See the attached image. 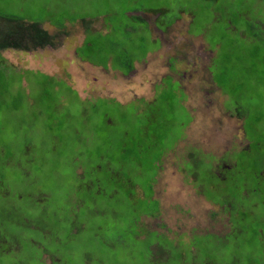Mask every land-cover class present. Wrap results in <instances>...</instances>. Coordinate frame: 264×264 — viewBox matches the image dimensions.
Returning <instances> with one entry per match:
<instances>
[{"label": "rangeland", "instance_id": "obj_1", "mask_svg": "<svg viewBox=\"0 0 264 264\" xmlns=\"http://www.w3.org/2000/svg\"><path fill=\"white\" fill-rule=\"evenodd\" d=\"M0 17L54 35L0 51V264H147L165 240L264 262V0H0ZM191 148L231 170L228 195L253 189L241 239Z\"/></svg>", "mask_w": 264, "mask_h": 264}, {"label": "trees", "instance_id": "obj_2", "mask_svg": "<svg viewBox=\"0 0 264 264\" xmlns=\"http://www.w3.org/2000/svg\"><path fill=\"white\" fill-rule=\"evenodd\" d=\"M83 19H87V18H83ZM82 19V20H83ZM137 19H140L139 17H137ZM43 24H39V23H31V22H26L23 20H19L13 17H0V51L6 50V49H22V50H26L29 51L30 49H37V48H44V47H48L51 45H53L52 43V39L54 38V35H50L48 33V31H46L45 29L42 28ZM58 26H62V25H58ZM53 37V38H52ZM2 63H0L1 66ZM224 72H226V67L223 69ZM226 74V73H225ZM214 79V78H213ZM221 79H218V81ZM211 81L213 82V84H218V82L216 83L215 81H213L211 79ZM217 81V80H216ZM156 92L154 94L153 97H155ZM114 99V98H112ZM151 101V100H150ZM184 126V125H183ZM244 129V128H243ZM158 142L157 145L160 148L159 150V159H158V163H161V159L162 157L165 155L164 154V149L165 146H163V137H158L157 138ZM260 143L255 142L253 143L254 146H258ZM138 145V150L136 152V154H138L141 151H146V150H150L151 146L149 145L142 147V144H137ZM252 144H248L246 146V148H244L243 150L246 149V152L248 153L249 148ZM170 148H166V151H168ZM198 151V150H197ZM195 151L194 149H190L188 153H190L189 159L188 161L184 162V167L185 170L188 171V173L193 176L194 182L196 183V180L199 179V177L197 176V171L199 170L200 172L203 170V167L206 165L205 163H203V159L202 156L198 159L195 158L196 153H200V151ZM166 153V152H165ZM204 155V154H203ZM133 157V156H132ZM131 157V158H132ZM133 159V158H132ZM236 166V164L234 165V167ZM189 167L190 170L188 169ZM158 168V167H157ZM207 170H203L202 173V178H208V175L212 176V178H214L215 176L218 177L220 179V183L219 184H215L214 187L223 189V192L225 195H227L226 201H224V206L225 204H228L230 201L231 203H236L234 204V212H232V219L231 222L233 225H240L242 224V228L238 229L237 232L235 233V238H240L244 235L245 233V228L246 225H244V221L247 219V214L245 212V206L242 205L241 201L243 200L242 197H239L241 191H244L245 195L244 197L247 195L246 192H254L253 189H249L247 190L246 187L242 188V182L241 179L237 182V181H231L232 185L229 191V195L227 194V192H225V188L224 186H222V184H224L223 179L225 180V177H227L230 173L231 170H226V169H220L218 174H216V172L214 170L209 169L208 167L205 168ZM192 173V174H191ZM226 173V174H225ZM227 175V176H226ZM256 175H258V172L256 173ZM262 178L264 179V176L262 174ZM196 179V180H195ZM231 180V179H230ZM203 182V181H202ZM201 182V183H202ZM225 182L227 183V181L225 180ZM203 186H204V182H203ZM219 191V189H218ZM255 191H258L257 188H255ZM215 192V191H214ZM203 193V192H202ZM232 198L230 197V195H232ZM243 195V194H242ZM264 201V200H263ZM246 203V202H245ZM223 204V203H222ZM229 205V204H228ZM228 205H226L228 207ZM243 207V209H242ZM232 208V207H231ZM232 208V209H233ZM243 212V213H242ZM47 221L50 220H54V217L52 215H49L48 217H46ZM58 221V219H57ZM236 228V227H235ZM243 231V232H242ZM262 235V230L257 228V231H255V233L253 234L252 238L250 239V241H261L259 239V237ZM246 241L248 242L249 240L246 238ZM192 245H183L182 249H179L178 246L173 245V243L171 241L167 242L166 240L164 242H160L159 243V250H160V255L163 256V254L165 256L161 257L158 256L159 258H154L153 257V253L152 250H150V255H149V260L147 264H172L170 263L171 261H177V263H173V264H192L193 261H188V262H184L181 257L185 256V255H189L188 258H192L194 260H199L200 262H198L199 264H216L214 261L208 259V258H204V261H202L201 259H197V258H193V254L191 253V249L190 248H194V252L196 254V247H197V243H191ZM179 249V250H178ZM9 248H5V247H0V253L6 255L7 253H9ZM163 252V253H162ZM161 259V260H160ZM245 260H247L246 264H264V262L258 260V262H254V257H250V255L246 256V258H244ZM54 261V260H53ZM57 261V260H55ZM195 262V261H194Z\"/></svg>", "mask_w": 264, "mask_h": 264}, {"label": "bare ground", "instance_id": "obj_3", "mask_svg": "<svg viewBox=\"0 0 264 264\" xmlns=\"http://www.w3.org/2000/svg\"><path fill=\"white\" fill-rule=\"evenodd\" d=\"M255 119V118H254ZM248 121V120H247ZM253 121V120H252ZM255 121V120H254ZM250 122H251V120H250ZM263 122V121H262ZM256 125V124H255ZM255 127V126H254ZM259 127V126H258ZM252 137V136H251ZM250 141V140H249ZM245 206V205H244ZM138 230V229H137ZM154 232V231H153ZM172 236V235H171ZM155 239V238H154ZM180 244V243H179Z\"/></svg>", "mask_w": 264, "mask_h": 264}]
</instances>
